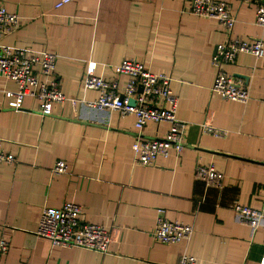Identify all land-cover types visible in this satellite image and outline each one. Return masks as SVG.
I'll return each mask as SVG.
<instances>
[{
  "label": "crops",
  "instance_id": "crops-1",
  "mask_svg": "<svg viewBox=\"0 0 264 264\" xmlns=\"http://www.w3.org/2000/svg\"><path fill=\"white\" fill-rule=\"evenodd\" d=\"M59 1L0 0L21 21L0 44L56 52L55 72L67 96L51 115L29 96L15 109L5 91L19 86L0 74V139L16 157L0 163V240L10 247L3 264H178L184 251L196 264H262L264 227L240 221L233 206H264V56L241 53L223 66L249 87L248 102L212 90L217 45L238 36L264 39L258 1L225 0L236 17L231 32L189 12V0H73L57 8ZM129 59L172 77L178 117L188 122L183 152L151 166L134 161L135 115L89 107L99 91L83 85L95 61L96 73L117 78L123 91L128 78L112 67ZM204 124L222 133L206 132ZM169 127L151 121L141 134L164 137ZM61 159L69 172L54 174ZM199 163H214L222 185L200 178ZM68 201L84 207L85 220L111 231L108 252L53 245L36 234L43 207ZM160 216L193 225L192 238L155 241Z\"/></svg>",
  "mask_w": 264,
  "mask_h": 264
},
{
  "label": "built area",
  "instance_id": "built-area-1",
  "mask_svg": "<svg viewBox=\"0 0 264 264\" xmlns=\"http://www.w3.org/2000/svg\"><path fill=\"white\" fill-rule=\"evenodd\" d=\"M71 1L73 0H60L56 7L60 8ZM256 1H258L256 23L264 29V0ZM189 3V12L217 19L228 32L233 30L236 17L231 11V5L225 0H189ZM20 25L19 15L10 12L4 4H0V37L16 31ZM241 53L263 57L264 39L238 36L217 45L212 62L218 68V72L212 90L218 92L224 99L246 103L251 98L249 87L223 69L225 64L234 63ZM57 59L56 52L29 54L26 49L10 48L0 44V74L14 80L19 86L16 91H5V95L11 98L9 106L21 109L25 98L29 96L38 101V110L42 114L51 115L54 104L67 99L55 72ZM36 65L39 66L38 70ZM112 68L116 74L128 78L123 91L117 78L112 80L104 78L96 73L95 61L88 63L83 85L99 91L98 98L89 101L88 106L98 110L119 111L123 116L135 115V125L139 134L132 143V149L136 163L151 166L159 157H169L173 152L179 156L186 145L188 122L178 117L179 98L172 89V77L165 73H155L143 62L132 59L113 65ZM130 99H135L136 104L131 105ZM151 121L170 124L164 137H143L142 130ZM203 126L204 131L214 135L222 133L211 124ZM3 162L15 163L16 157L5 149L4 142L0 139V163ZM69 168L68 163L61 159L55 164L53 173H68ZM196 173L208 185H222L221 173L214 163H199ZM233 208L238 219L248 223L253 229L264 227V206L257 208L235 204ZM193 233V225L160 216L152 236L157 242L173 244L189 241ZM36 234L48 239L53 245L81 247L103 253L108 252L112 242L111 231L102 224L85 220L84 207L72 201L64 203L61 207H43ZM9 248L8 240H0V264H3V257L9 253ZM261 263L264 264V257ZM178 264H196V259L184 251Z\"/></svg>",
  "mask_w": 264,
  "mask_h": 264
},
{
  "label": "water",
  "instance_id": "water-1",
  "mask_svg": "<svg viewBox=\"0 0 264 264\" xmlns=\"http://www.w3.org/2000/svg\"><path fill=\"white\" fill-rule=\"evenodd\" d=\"M140 90H142V88H140ZM129 103L131 105H135L136 104V101H135V99H130Z\"/></svg>",
  "mask_w": 264,
  "mask_h": 264
}]
</instances>
